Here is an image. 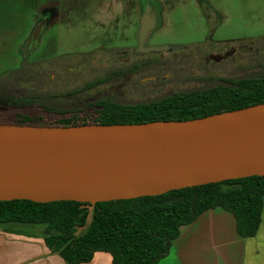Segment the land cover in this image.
Returning a JSON list of instances; mask_svg holds the SVG:
<instances>
[{"label":"flooded vegetation","instance_id":"af4514ba","mask_svg":"<svg viewBox=\"0 0 264 264\" xmlns=\"http://www.w3.org/2000/svg\"><path fill=\"white\" fill-rule=\"evenodd\" d=\"M63 1L27 6L16 65L0 72V124L131 117L164 104L232 103L264 89V33L218 37L227 13L215 0H119L125 32L103 35L85 50L44 54L51 30L77 19ZM174 2H190L198 12L201 39L155 41Z\"/></svg>","mask_w":264,"mask_h":264},{"label":"water","instance_id":"95a60500","mask_svg":"<svg viewBox=\"0 0 264 264\" xmlns=\"http://www.w3.org/2000/svg\"><path fill=\"white\" fill-rule=\"evenodd\" d=\"M264 176V103L185 121L0 124V201L95 204Z\"/></svg>","mask_w":264,"mask_h":264},{"label":"trees","instance_id":"16d2710c","mask_svg":"<svg viewBox=\"0 0 264 264\" xmlns=\"http://www.w3.org/2000/svg\"><path fill=\"white\" fill-rule=\"evenodd\" d=\"M261 103H264V89L250 91L245 99L232 103L164 104L137 111L131 117L118 114L90 121L61 119L49 125L33 120L8 124L80 126L185 121ZM263 195L264 176H252L174 190L159 196L95 204L0 201V225L41 226L47 247L67 264H86L96 252L108 253L113 264H159L181 228L210 209L219 207L232 213L242 237L255 235L261 222ZM80 228L82 232L78 233Z\"/></svg>","mask_w":264,"mask_h":264},{"label":"rangeland","instance_id":"374dc122","mask_svg":"<svg viewBox=\"0 0 264 264\" xmlns=\"http://www.w3.org/2000/svg\"><path fill=\"white\" fill-rule=\"evenodd\" d=\"M31 1L0 0V72L16 65L13 48L22 32L24 14ZM215 1L227 13L218 37L239 38L264 33V0ZM63 3L71 6L73 18L76 14L77 19L71 25L51 30L52 41L44 49V54L85 50L103 35L117 36L120 32H125L126 26H122L120 18L119 0H64ZM204 32L205 25L191 3L174 2L170 6L165 29L158 34L155 41L167 44L187 43L201 39ZM3 122L14 121L6 118ZM228 188L230 187H225ZM88 209L91 210L90 207ZM81 232L82 229H78V233Z\"/></svg>","mask_w":264,"mask_h":264},{"label":"crops","instance_id":"0c3cea01","mask_svg":"<svg viewBox=\"0 0 264 264\" xmlns=\"http://www.w3.org/2000/svg\"><path fill=\"white\" fill-rule=\"evenodd\" d=\"M0 264H67L49 249L39 225H0ZM86 264H113L108 253L96 252ZM159 264H264V195L261 222L251 237L237 232L234 215L222 208L203 212L181 228Z\"/></svg>","mask_w":264,"mask_h":264}]
</instances>
